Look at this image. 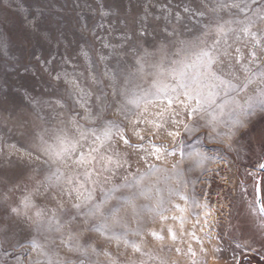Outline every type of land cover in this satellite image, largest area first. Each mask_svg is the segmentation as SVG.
I'll return each instance as SVG.
<instances>
[{
  "label": "snow or ice",
  "instance_id": "1",
  "mask_svg": "<svg viewBox=\"0 0 264 264\" xmlns=\"http://www.w3.org/2000/svg\"><path fill=\"white\" fill-rule=\"evenodd\" d=\"M36 3L42 15L52 0ZM109 3L120 6L123 0H105L106 5ZM193 3L196 12L200 16L208 14V19L188 28L176 16L180 31L165 26L162 31L152 27L149 32L151 25L137 29L132 18L130 34L125 33L122 48L116 53L120 57L117 66L106 70L103 79L89 74L88 67L73 75L54 58L49 59L51 52L43 56L32 53L35 66L47 77V87L38 96L26 92L28 111L19 109L14 113L15 119L4 117L9 109L0 100V125H10L9 131L15 129L29 144L16 161L11 159L12 151L4 155L0 150V241L11 243L12 238H22L28 242L25 250L38 252L46 258V264H101L100 255L106 257L104 264H148L131 256L121 260L124 253L114 254L108 245L114 244L116 249L122 245L133 255H146L142 253V243L134 238L141 235L139 226L145 210L155 211L163 202L157 187L162 169L148 164L143 170L139 166L131 170V153L122 148L131 144V137L125 138L122 121L108 119L109 112L128 119L133 109L140 110L135 124H153L157 133L169 121L183 125V132L167 131L171 137L169 147L153 143L155 150L140 158L145 163L150 156L159 160L161 154L179 153L192 164L202 166L213 159L205 149L222 145L224 138L229 141V151H237L234 145L243 139L241 147H258L264 154V36L252 32L255 21L247 15L253 12L264 21V0ZM13 5L19 7L20 0H0V10ZM221 13H226L227 18ZM25 20L26 31L37 44L51 43L52 33L41 27L39 16ZM3 22L0 18V24ZM242 35L253 39V46L247 51L229 42L232 38L238 41ZM93 48L94 45L89 51ZM72 51L67 52L62 63H71L76 69L79 57H87L89 52L83 48ZM97 55L101 61L108 59L99 52ZM98 83L112 91L97 89ZM161 98L167 104L156 114L160 121H142L148 106ZM174 105L184 112L187 122L176 119L180 113ZM221 126L227 132L218 131ZM201 129H212L206 133L210 144L201 146L197 135ZM132 135L140 136L135 126ZM189 138L197 144L192 146ZM186 143L191 148L187 152ZM10 147L18 151L15 145ZM25 156L29 164L38 162L32 171L43 179L31 188L25 186L26 194L13 201L11 189H3L14 183V175L26 174L29 165L24 163ZM260 167L264 169V164ZM154 191L158 200L150 209L142 201L151 199ZM258 212L264 218V203ZM260 227L264 229V223ZM172 239H176L175 233ZM62 246L76 258L61 254ZM35 264L42 261L36 259Z\"/></svg>",
  "mask_w": 264,
  "mask_h": 264
},
{
  "label": "rangeland",
  "instance_id": "2",
  "mask_svg": "<svg viewBox=\"0 0 264 264\" xmlns=\"http://www.w3.org/2000/svg\"><path fill=\"white\" fill-rule=\"evenodd\" d=\"M186 8L188 12L184 11ZM38 9L36 0H20L19 7L13 5L12 8L0 10V18L4 21L0 24V46L3 48L0 50V100L5 101L9 109L3 113L5 118L15 119L14 113L19 109L28 111L24 99L26 92L38 96L47 87V77L35 66L32 53L43 56L51 52L49 59L54 58L60 67L66 68L73 75H78L79 71L88 67L89 74H96L103 79L102 74L106 70L117 66L120 57L116 53L122 48L132 18L136 20L137 29L151 25L149 32L152 27L162 31L165 26H168V30L177 27L180 31V21L192 28L208 19V14L200 16L196 12L193 0H131V3L123 0L120 6L111 3L106 5L105 0H52L42 15ZM221 14L227 18L226 13ZM247 15L255 21L252 32L258 37L264 36V21H260L253 12ZM34 16H39L42 28L51 31L53 39L50 44H37L26 31L25 17L31 19ZM176 16L180 17V21L175 19ZM229 42L233 47L239 46L242 51L253 46L251 36L242 35L238 41L232 38ZM92 45L94 48L89 51ZM78 48L88 51L89 55L79 57V67L76 69L71 63L64 65L62 59L67 52ZM97 52L108 59L101 61ZM72 54L75 56L76 52L72 51ZM96 88L109 93L112 91L99 83ZM166 104L163 98L156 100L148 106L142 121L159 122L160 118L156 114ZM176 110L180 113L176 119L187 122L184 112L178 107ZM77 111L82 110L77 108ZM139 111L133 109L128 119L113 112H109L107 117L122 121L125 138L131 137V144L122 145V148L131 153L132 171L138 166L143 170L148 164L162 169V173L158 174L157 187L161 189L163 202L155 211L145 210L139 226L141 235L134 238L142 243V253L146 255H133L130 249L125 251L122 245L120 249H116L114 244L108 247L114 254L116 251L123 252L121 260L126 261L131 256L132 259L146 260L148 264H264V229L260 227L264 218L260 216L257 206L259 191L264 203V173H261L260 167L264 162V154L260 149L241 147L240 144L245 143L242 139L240 144L234 145L237 151H229L226 147L229 141L224 138L222 145L205 149L213 159L205 161L202 166L192 164L186 155L182 157L179 153L175 156L170 153L161 154L159 160L150 156L145 163L140 158L146 152L155 150L153 143L157 147H169L171 137L167 136V131L183 132V125H172L169 121V125L157 133L153 124H135ZM75 118L79 119V116ZM134 126L140 136L132 135ZM10 127L0 125V150H3L4 155L12 151L11 159L16 161L29 148V144L15 129L9 131ZM209 131L212 129H201L197 133L201 137V146L211 143L206 135ZM218 131L224 133L227 128L221 126ZM140 137H143L142 142ZM189 140L192 146L197 144L195 139ZM11 145H15L18 151H14ZM184 147L186 152L191 150L187 143ZM24 163L29 165L26 174L22 177L14 175V183L3 189L5 192L11 189L9 194L13 201L26 194L25 186L31 188L37 180L43 179L42 175L32 171L38 162L29 164L25 156ZM189 168L192 170L189 171ZM157 200L154 191L151 199L142 203H147L151 209ZM172 233L176 235L175 240L172 239ZM16 239H20V242L16 243ZM27 247L28 242L22 238H12L11 243L0 241V264H35L36 259L46 264L45 257L38 252L26 251ZM61 254L76 258L63 246ZM105 259L104 255L99 256L101 264H104Z\"/></svg>",
  "mask_w": 264,
  "mask_h": 264
},
{
  "label": "water",
  "instance_id": "3",
  "mask_svg": "<svg viewBox=\"0 0 264 264\" xmlns=\"http://www.w3.org/2000/svg\"><path fill=\"white\" fill-rule=\"evenodd\" d=\"M263 164H264V162H263ZM261 173H264V169H261ZM261 203H263V201H262V196H261L260 191H259V193H258V199H257V206H258V208L260 207Z\"/></svg>",
  "mask_w": 264,
  "mask_h": 264
}]
</instances>
